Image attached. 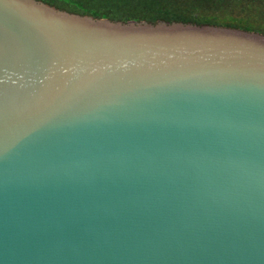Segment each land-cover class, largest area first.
I'll return each mask as SVG.
<instances>
[{"label": "water", "instance_id": "obj_1", "mask_svg": "<svg viewBox=\"0 0 264 264\" xmlns=\"http://www.w3.org/2000/svg\"><path fill=\"white\" fill-rule=\"evenodd\" d=\"M0 264H264V34L0 0Z\"/></svg>", "mask_w": 264, "mask_h": 264}, {"label": "trees", "instance_id": "obj_2", "mask_svg": "<svg viewBox=\"0 0 264 264\" xmlns=\"http://www.w3.org/2000/svg\"><path fill=\"white\" fill-rule=\"evenodd\" d=\"M61 10L114 21H180L264 34V0H41Z\"/></svg>", "mask_w": 264, "mask_h": 264}]
</instances>
